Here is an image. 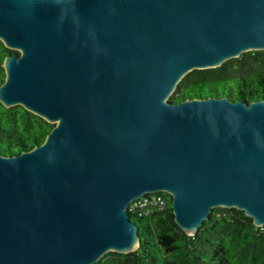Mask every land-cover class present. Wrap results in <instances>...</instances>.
I'll list each match as a JSON object with an SVG mask.
<instances>
[{"label": "water", "instance_id": "obj_1", "mask_svg": "<svg viewBox=\"0 0 264 264\" xmlns=\"http://www.w3.org/2000/svg\"><path fill=\"white\" fill-rule=\"evenodd\" d=\"M0 102L55 123L0 153V264L140 247L129 207L169 192L194 235L216 207L264 226V100L170 99L194 69L264 50V0H0Z\"/></svg>", "mask_w": 264, "mask_h": 264}, {"label": "trees", "instance_id": "obj_2", "mask_svg": "<svg viewBox=\"0 0 264 264\" xmlns=\"http://www.w3.org/2000/svg\"><path fill=\"white\" fill-rule=\"evenodd\" d=\"M11 53L18 54L0 40V86L6 78L4 59ZM208 96L264 100V50L244 51L219 67L194 69L170 99ZM54 125L22 105L0 102V153L16 155L41 145ZM157 194L166 198L163 207L148 204L129 211L138 225L140 247L129 253L108 251L95 264H264V226L255 225L244 210L216 207L189 235L177 224L169 192Z\"/></svg>", "mask_w": 264, "mask_h": 264}, {"label": "built area", "instance_id": "obj_3", "mask_svg": "<svg viewBox=\"0 0 264 264\" xmlns=\"http://www.w3.org/2000/svg\"><path fill=\"white\" fill-rule=\"evenodd\" d=\"M148 204H154L155 206L163 207L166 204V198L162 194L157 193H147L143 195L141 198H137L133 201L131 206L129 207V211H135L138 208L144 209ZM141 214V212H140Z\"/></svg>", "mask_w": 264, "mask_h": 264}]
</instances>
